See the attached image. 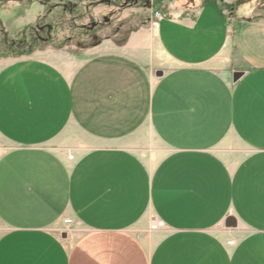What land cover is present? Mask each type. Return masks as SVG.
<instances>
[{
  "label": "crops",
  "instance_id": "0c3cea01",
  "mask_svg": "<svg viewBox=\"0 0 264 264\" xmlns=\"http://www.w3.org/2000/svg\"><path fill=\"white\" fill-rule=\"evenodd\" d=\"M160 3L131 51L0 55V264H264V3Z\"/></svg>",
  "mask_w": 264,
  "mask_h": 264
},
{
  "label": "rangeland",
  "instance_id": "374dc122",
  "mask_svg": "<svg viewBox=\"0 0 264 264\" xmlns=\"http://www.w3.org/2000/svg\"><path fill=\"white\" fill-rule=\"evenodd\" d=\"M119 1L124 4L113 3V0H0V49L5 51L14 47L26 50V47L36 43L30 52L17 54L16 51L11 56L34 51L31 54L39 52L49 54V57L55 52V44L60 43L59 47L66 45L65 48L70 50L78 46H95L115 49L127 47L131 51L130 47L134 46L130 42L132 37L141 33V29L135 25L142 18L153 20L152 17H156L151 0H137L139 8H134L133 0ZM154 1V9L157 8L166 15L167 11L162 8L161 3ZM251 1L254 4L264 3V0ZM124 6H127L126 9H120ZM32 26L36 27L31 29ZM23 31L33 36L29 35L26 44L20 40ZM135 139L127 141L128 144L142 151V145H138Z\"/></svg>",
  "mask_w": 264,
  "mask_h": 264
},
{
  "label": "trees",
  "instance_id": "16d2710c",
  "mask_svg": "<svg viewBox=\"0 0 264 264\" xmlns=\"http://www.w3.org/2000/svg\"><path fill=\"white\" fill-rule=\"evenodd\" d=\"M102 1H104V2H112V0H102ZM126 1H128V0H126ZM129 1H132V0H129ZM134 1H136V0H133V2ZM154 2L159 4L161 2V0H155ZM113 3H119L120 5L124 4L123 1H119V0H113ZM34 27H36V26H32L31 29H34ZM29 35L31 37H33L31 34H26V31H23L22 32V39H20V40L26 44L29 41V39H28L30 37ZM35 44L36 43H33V44L30 45V47H26V50L25 49L23 50L22 48H17V49L15 48L14 49V47H12L10 49H6L5 51L0 49V54L14 55V53L16 51H17V54L28 53V52H30L33 49V45H35ZM61 44L62 43H60L59 45L55 44V47H59V46H61Z\"/></svg>",
  "mask_w": 264,
  "mask_h": 264
},
{
  "label": "built area",
  "instance_id": "2783aa9c",
  "mask_svg": "<svg viewBox=\"0 0 264 264\" xmlns=\"http://www.w3.org/2000/svg\"><path fill=\"white\" fill-rule=\"evenodd\" d=\"M151 6H152V10L154 11V15L157 19H161L165 16V14L162 13V11L158 10L157 8L154 9L155 4L153 3V0H151ZM154 5V6H153ZM63 222L65 224H69L71 223V219L70 218H65L63 220ZM166 227L165 222L162 219L159 218H155L153 219L148 227L149 231H158V230H162ZM235 243L234 239H229L227 241V244L233 245Z\"/></svg>",
  "mask_w": 264,
  "mask_h": 264
},
{
  "label": "water",
  "instance_id": "95a60500",
  "mask_svg": "<svg viewBox=\"0 0 264 264\" xmlns=\"http://www.w3.org/2000/svg\"><path fill=\"white\" fill-rule=\"evenodd\" d=\"M242 75V72L241 71H236L234 74H233V79L236 80L238 77H240ZM225 225L228 226V227H232V226H235L236 225V221H235V218L234 217H228L225 221Z\"/></svg>",
  "mask_w": 264,
  "mask_h": 264
}]
</instances>
